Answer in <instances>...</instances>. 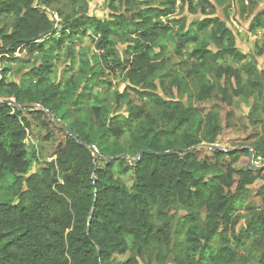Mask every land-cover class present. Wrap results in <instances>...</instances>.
<instances>
[{
  "label": "trees",
  "instance_id": "1",
  "mask_svg": "<svg viewBox=\"0 0 264 264\" xmlns=\"http://www.w3.org/2000/svg\"><path fill=\"white\" fill-rule=\"evenodd\" d=\"M179 2L192 15L213 8L208 0H196L195 5L193 0H136L131 8L105 19L85 14L65 19L61 36L52 41L56 31L53 14L46 11L49 0H0V61L16 63L23 71L19 81L7 82L6 70L0 79V182L11 179L17 191L15 202H0V264H136L153 246L157 255L163 248L173 252L185 226L199 222L203 226L199 236L187 233L194 255L186 264H248L253 252L246 244L264 242V169L254 170L248 164L253 152V161L264 165V120L257 121L260 134L252 137L255 141L249 148L190 152L199 145H217L223 136L231 117L229 90L235 97L241 95L229 82H238V74L218 66L213 69L214 82L201 78L198 107L143 90L156 72L151 47L172 31L171 24L179 23L170 19ZM249 2L235 0L240 14ZM263 17L264 12L256 14L248 30L260 28ZM188 28L176 35L177 56L211 28L212 40L222 48L217 53L195 50L193 56L210 58L212 63L223 55L237 61L244 58L223 19H197ZM86 31L96 37L94 48L103 62L114 63L108 70L123 74L126 89L135 94L126 115H115L99 95H87L95 74L71 103V77L50 79L52 60L60 58L51 49ZM118 44L124 46L121 51ZM217 78L229 84L220 85ZM135 96H153L154 112H147ZM85 99L91 103L88 124H67ZM6 100L21 111L1 104ZM41 109L71 129L81 144L94 147L99 157L56 129ZM125 136L128 155L134 158L143 151L173 154H144L134 165L118 158L128 156L120 145ZM106 158L113 160L107 163ZM39 159L42 167L32 173L31 163ZM250 198L257 200L254 208L260 211L236 233V213ZM174 221L177 229L172 228ZM241 250L245 254L240 255Z\"/></svg>",
  "mask_w": 264,
  "mask_h": 264
},
{
  "label": "rangeland",
  "instance_id": "2",
  "mask_svg": "<svg viewBox=\"0 0 264 264\" xmlns=\"http://www.w3.org/2000/svg\"><path fill=\"white\" fill-rule=\"evenodd\" d=\"M50 6L46 8V11L53 14L55 20L56 33L49 39L54 41L61 36L62 24L65 23V19L76 20L84 16L96 17L99 19H105L112 14H117L126 9L131 8L132 1L136 0H117L119 2H111V0H49ZM128 1L129 4H125ZM181 1V0H180ZM194 5L196 4V0ZM213 8L205 9V14H201L199 10L192 15L189 13L188 6L177 3V9L175 14L170 18L171 20H179L178 24H171L172 31L158 39L156 44L151 47L150 55L152 62L156 68L155 74L149 79L147 85L143 89L148 95L158 96L163 100L180 101L186 106L191 104L198 107L196 103V96L204 78L214 82L215 76L213 69L216 67L231 68L239 76L238 82L236 79L230 82V88L240 90L241 95L239 97L233 96V91L229 90L230 95L233 97L230 112L231 117L228 119L227 128L223 136L218 140L216 146L221 150H238L243 146L249 148L255 139H252L255 135L260 134V122L264 120V22L260 28H256L253 31H249L251 19L258 13L264 12V0H251L248 4H245L247 10L244 14H240L236 7L235 0H208ZM62 14L64 18H59L58 14ZM217 16L223 19L228 27L232 30V37L235 41V47L237 52L244 58L242 61H237L227 55L218 57L212 63L209 59L202 61L193 56L195 50L204 49L217 53L218 49L222 48V44L218 45L211 38V28L198 34V41L195 44H188L186 48L181 52V55L175 54L176 35L184 33L189 30L188 26L198 20H203L206 17ZM264 20V17H263ZM162 21H165L164 19ZM5 24L9 21H5ZM68 36L67 32H64V37ZM95 36L91 32H87L85 35H77L68 37L59 46L56 45L51 49L52 55H59V61L52 63V74L50 79L52 81H58L62 77H71L74 87L71 92L72 97L82 92L85 82L92 79V75L95 74V80L92 83V88L87 95H99L100 98H104L107 101V105L115 115H126L127 109L133 108L134 103L131 101L133 95H135L130 89H126L125 77L118 72L112 73L108 70L110 67H115L113 62L109 61L106 65L99 56L101 53L97 52L94 48ZM117 44V43H116ZM118 48H124L120 46ZM50 47V45H46ZM73 55L71 59H68L70 55ZM15 57H21L16 55ZM8 59V58H7ZM37 61H43L40 57L36 58ZM84 62V65L79 68L77 64ZM18 64L11 61H0V79L3 70L7 71L6 81H19L21 73ZM218 84L227 86L229 83L222 79L217 78ZM138 88V87H137ZM117 96H120L119 98ZM151 97H139L135 96L137 100H142L147 112L153 113L154 108ZM130 98V99H129ZM116 101H118L116 104ZM86 102V103H85ZM85 102L80 107L78 112L72 114L73 118L67 124L76 122L79 127H84L88 124V113L91 103L85 99ZM215 103H217L215 101ZM30 106L29 108H32ZM204 109L205 106H202ZM65 110V109H63ZM220 122L223 125V118L221 110ZM257 123V124H256ZM88 129V127H85ZM120 145L126 150V154H131L128 151V138L123 137L120 141ZM47 149H52L51 146ZM251 151V150H250ZM49 150L43 154L47 156ZM252 164L261 167V161H253ZM128 162H132L134 158L132 155L127 156ZM50 161V158L48 159ZM43 161L33 160L31 163V172H36L42 167ZM249 164V163H248ZM11 179L0 182V202H15L17 199V191L11 187ZM124 183L125 179H124ZM258 205L257 200L248 199L245 204L239 208L235 216V231L236 233L247 226V222L251 219L256 210L254 207ZM264 211V209H263ZM178 221H174L172 228L177 229ZM176 226V227H175ZM203 230L202 224L199 222L195 225L189 224L183 229V235L177 239L179 242V248L173 252H169L168 249H162L161 253L157 255V246L149 249L146 252L143 260H138L136 264H186L187 259L192 258L194 255L192 246L187 240V233L189 235L199 236ZM230 242H233V238H230ZM194 247H196L194 245ZM246 249L253 252L247 258L248 264H264V242L259 239L255 241H249L246 244ZM188 253V254H186ZM240 255L245 254L243 250L239 251ZM188 256V257H187Z\"/></svg>",
  "mask_w": 264,
  "mask_h": 264
},
{
  "label": "water",
  "instance_id": "3",
  "mask_svg": "<svg viewBox=\"0 0 264 264\" xmlns=\"http://www.w3.org/2000/svg\"><path fill=\"white\" fill-rule=\"evenodd\" d=\"M1 104H4V105H9V106H12L16 109H18L19 111H21L19 109V107L12 101V100H6V101H3L1 102ZM41 111L44 112L45 116L47 117V119L52 123V125L56 128V129H60L62 130L63 132H65L67 135H69L73 140L77 141V143L86 148L87 150H89L93 157L96 159L99 157L97 151L95 150L94 147L92 146H86V145H83L81 144L79 141H78V138L77 136L75 135V133L69 129L64 123H62L61 121L59 120H56L53 118V116L49 113V111L47 110H44V109H41ZM196 149H210V150H218L219 147L216 146V145H199V146H196L192 149H190V152L193 151V150H196ZM144 154H147V155H154V156H166V155H169V154H173V152H164V153H153L151 151H143V152H140L138 154V157L132 161V163L135 165L136 163H138L139 159L144 155ZM119 159H125L127 160L128 157L126 155H121L120 157H118ZM113 159L111 158H106V162L109 163L111 162ZM248 163H249V168L251 169H254V170H261V169H264V165L261 166V167H257L255 165L252 164V153L250 152L249 154V157H248Z\"/></svg>",
  "mask_w": 264,
  "mask_h": 264
}]
</instances>
